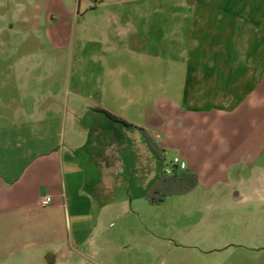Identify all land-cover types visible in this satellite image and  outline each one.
<instances>
[{"label":"crops","instance_id":"obj_1","mask_svg":"<svg viewBox=\"0 0 264 264\" xmlns=\"http://www.w3.org/2000/svg\"><path fill=\"white\" fill-rule=\"evenodd\" d=\"M198 3L213 8L210 14L195 15L198 24L191 33L197 43L186 46L180 41L177 57L163 61L166 77L162 102L153 94L146 96L155 104L161 126L147 122L149 113L154 115L147 109L141 111L138 120L124 114L135 102L132 96L120 92L113 93L118 101L126 100V106L119 108L102 102L106 91L99 87L97 93L68 88L63 100L58 94L45 98L50 101L49 106H42L47 114L54 116L57 109L61 113L51 118L60 124V141L37 154L14 181L0 174V260L47 250L43 256L46 264H74L79 255L75 254L73 239L91 240L96 245V240L86 237L89 226L81 221L83 214L98 211L93 237L106 240L113 217L137 211L135 202L141 197L129 200L121 187L130 168L139 177L148 176L144 161L136 155L137 135H128L132 130L145 137L142 144H147L151 164L155 156L164 160L173 151L187 163L186 171L198 177L197 187H213L224 180L230 166L264 154V17L252 13L245 0ZM95 9L87 6L82 16L91 22L100 20L98 28L89 29V41L95 44L93 48L106 73L114 76L119 66L108 58L110 53L117 58V53L137 51L146 58V66L152 64L148 61L151 53L144 48L146 42L138 36V24L129 20L131 17L116 13L93 18L90 14ZM79 15L80 9L75 19ZM171 18L179 21L175 25L179 33L188 16L174 13ZM96 31L100 36L97 40L93 35ZM26 111L22 106V117ZM45 123L48 120L38 122ZM155 169L149 176L154 184L160 178L159 174L155 176ZM48 197L52 203L44 206L42 202ZM110 259L105 262L111 264L116 256L110 255Z\"/></svg>","mask_w":264,"mask_h":264},{"label":"rangeland","instance_id":"obj_2","mask_svg":"<svg viewBox=\"0 0 264 264\" xmlns=\"http://www.w3.org/2000/svg\"><path fill=\"white\" fill-rule=\"evenodd\" d=\"M199 1L0 0V174L14 181L37 154L60 141V124L51 118L61 113L57 109L51 116L42 106H49L45 98L50 94H58L63 100L70 88L97 93L99 87L106 91L102 102L116 108L126 106V100L118 101L114 92L132 96L135 103L123 113L138 120L141 111H153L147 122L161 126L162 118L146 96L153 94L162 102L166 77L163 61L177 57L180 41L186 46L197 43L191 33L198 24L195 15L210 14L213 8ZM245 3L252 13L264 17V0ZM87 6L97 7L90 14L93 18L116 13L131 17L129 20L138 24V36L146 42L144 48L151 53L148 61L152 64L146 66V58L137 51L117 53V58L110 53L108 58L119 66L114 76L106 73L93 48L95 44L89 41V29L98 28L100 20L91 22L82 16ZM79 9L81 15L75 19ZM174 13L188 16L179 33L175 26L179 21L171 18ZM261 23L264 27V19ZM93 35L100 39L97 31ZM22 106L27 109L25 117ZM46 120L48 123L38 124ZM128 135H137L136 155L148 169V176L139 177L131 168L123 176L121 187L129 200L141 197L135 202L137 211L123 212L111 219L112 227L106 230V240L110 241L93 237L98 211L83 214L81 221L89 226L86 237L96 240V245L91 240L73 239L75 254L79 255L74 264H108L110 255L116 256L111 264H264L263 153L251 154L252 160L230 166L224 180L213 187L199 185L187 194L172 195L153 205L143 197L155 186L150 170L156 168L155 176L174 170L181 173L187 163L169 151L164 160L155 156L153 165L147 144H142L145 137L134 130ZM176 158L180 164H175ZM63 247L68 251L67 246ZM46 251L0 260V264H46Z\"/></svg>","mask_w":264,"mask_h":264},{"label":"trees","instance_id":"obj_3","mask_svg":"<svg viewBox=\"0 0 264 264\" xmlns=\"http://www.w3.org/2000/svg\"><path fill=\"white\" fill-rule=\"evenodd\" d=\"M106 117L124 124H128L122 120L117 119L106 111H100ZM152 148L157 154H160L155 147ZM198 185V177L195 174L187 172L186 170L181 173L178 170H174L171 174H164L156 181L155 186L152 190L147 193L146 200L151 204H161L164 200L172 195H184L193 191Z\"/></svg>","mask_w":264,"mask_h":264},{"label":"built area","instance_id":"obj_4","mask_svg":"<svg viewBox=\"0 0 264 264\" xmlns=\"http://www.w3.org/2000/svg\"><path fill=\"white\" fill-rule=\"evenodd\" d=\"M180 163H181L180 159L176 158V159H175V164H180ZM171 173H172L171 171H167V174H171ZM51 203H52V198H50V197L46 198V199L43 200V202H42V204H43L44 206H48V205H50Z\"/></svg>","mask_w":264,"mask_h":264}]
</instances>
